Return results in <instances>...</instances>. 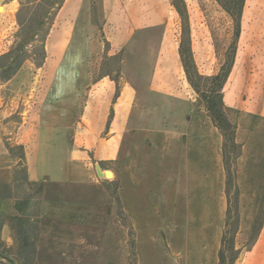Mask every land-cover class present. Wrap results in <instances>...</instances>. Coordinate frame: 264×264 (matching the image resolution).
<instances>
[{
	"label": "crops",
	"instance_id": "crops-1",
	"mask_svg": "<svg viewBox=\"0 0 264 264\" xmlns=\"http://www.w3.org/2000/svg\"><path fill=\"white\" fill-rule=\"evenodd\" d=\"M6 6L16 11L19 0ZM176 11L172 0H65L46 40V60L60 70L91 64L94 53L121 51L119 95L106 75L86 91H44L23 88L17 73L0 84V118L18 108L31 112L14 136L25 148L29 181L92 187L100 178L98 164L119 180L123 209L139 236V225L147 226L143 233L150 236L154 226H168L171 245L185 264H218L229 209L224 136L206 110L193 109L191 89L183 84L180 43L172 32ZM91 20L90 31L101 33V41L84 37ZM244 27L224 87L227 115L241 145L235 242L241 248L262 213L259 233L243 249L241 264H264V24ZM83 49L90 57L78 56ZM81 97L86 98L84 123L75 128L84 131L68 146L60 138L73 129ZM8 155L0 138V191L12 185L16 162ZM118 163L117 172L112 166Z\"/></svg>",
	"mask_w": 264,
	"mask_h": 264
},
{
	"label": "rangeland",
	"instance_id": "rangeland-1",
	"mask_svg": "<svg viewBox=\"0 0 264 264\" xmlns=\"http://www.w3.org/2000/svg\"><path fill=\"white\" fill-rule=\"evenodd\" d=\"M10 1L4 0L1 4L5 10L0 11V55L11 48L19 30L17 13L20 2L19 8L11 11L6 6ZM185 2L190 24L191 50L196 66L192 70L191 78L203 90H207L211 83L200 76L217 74L230 60L236 32V17L227 11L223 0H185ZM91 21L92 25L84 26V37L88 41L91 39L101 41V33L90 31L95 27V21ZM253 23L264 24V0L245 1L241 29L245 28L246 24ZM183 25V20L176 11L172 20V32L179 43L186 37ZM99 27L101 28L100 25ZM32 50V47H28V54L31 57L18 72L22 87L28 90L77 89L86 91L104 75L113 79L116 84L124 83L121 78L123 61L121 51L115 55H109L107 51L98 55L94 53L91 64L67 65L57 70L58 66L51 65L47 60L43 66L37 67L35 65L37 57ZM90 55L85 49L78 53V56L83 58L90 57ZM184 80L186 82L183 84L191 89L193 109L207 111L203 99L190 84L186 73ZM183 84L179 85L182 89ZM80 99L79 109L74 108L73 110L71 122L73 129L66 137L60 138L62 141L65 139L68 146L74 147L77 131L80 135L84 131L75 128L84 123L86 98L81 97ZM225 111L227 113L226 105ZM30 113L28 108L27 110L18 108L7 117L0 118V138L5 145L7 142L13 146L17 144L14 136ZM35 113L34 116L39 120L41 113L38 111ZM226 152L225 168L230 170L231 176L228 188L231 201L228 213V236L233 237L239 230L240 212L239 208L236 209L234 201L237 189L238 150L231 146L230 140L227 141ZM19 156L18 147H15L14 155L9 152V159L16 162L12 169V185L0 191V264H27L19 259L17 241L9 219L19 214L15 208L16 202L24 207L28 216L39 220L36 259L33 264H129L128 228L122 224L119 212H122V216L127 218L129 227L134 230L138 264H185L182 256H179L171 245L170 233L168 235L169 231H166L169 229L168 226H154V232L150 236L148 233H143L147 226L139 225L138 228L141 230L139 236L137 226L133 224L130 216L123 209L120 182L114 176L113 178L95 179L93 183H90L95 184L92 187L72 183L45 186L43 183L44 188L41 193L36 187L39 183L29 184L22 166H17ZM112 167L117 172L119 171V163ZM262 216L260 213L250 237L243 242L241 248L235 244L236 249L240 250L239 260L235 264L242 263L243 249H248L258 235ZM226 253L231 256L230 251L227 250Z\"/></svg>",
	"mask_w": 264,
	"mask_h": 264
},
{
	"label": "trees",
	"instance_id": "trees-1",
	"mask_svg": "<svg viewBox=\"0 0 264 264\" xmlns=\"http://www.w3.org/2000/svg\"><path fill=\"white\" fill-rule=\"evenodd\" d=\"M245 1L246 0H223V4L227 11L232 16L236 17V32L232 55L228 63L224 64L221 71L217 74L213 76H200L211 83V86L207 90H203L201 86L191 78L192 70L196 66L191 50L190 24L186 2L185 0H172L174 7L183 20V32L186 35L185 40H182L179 46L183 67L190 84L203 99L208 115L213 124L219 128L224 136L223 152L225 161L227 160L226 144L228 140H230L232 147L237 148V157L241 152V145L237 143L235 138L236 124L229 119L225 111L224 87L235 63L238 41L241 33V18ZM19 2L20 8L17 13L19 30L15 35V42L7 52L0 55V83H4L12 79L23 67L24 63L30 59L31 55L28 54V47L33 48L32 53H34L37 57L35 58V65L37 67L43 66L47 57L46 40L51 28L54 25L56 16L62 8L65 0H19ZM106 48L108 50L109 44L106 45ZM119 92L120 84L117 83L115 97L119 95ZM6 147L13 155L15 154V147L19 148L20 156L17 166H22L25 178L29 184H32L33 182L29 181L27 175V161L24 146L21 144L13 146L7 142ZM226 171V191L229 196L228 188L231 182V176L230 170L226 169ZM36 187L41 193L43 192V183H39ZM234 201L236 209L238 210V188L236 189ZM15 208L19 214L11 216L9 219L12 222V228L17 241L19 259H21L23 263L33 264L36 259L39 220H35V218L28 216V214H26V210L20 203L16 202ZM230 208L231 201L229 198L228 213ZM121 213L122 212H119L121 222L128 228L129 263L138 264L134 230L132 227H129L127 218L122 216ZM228 225L227 221L221 239V247L218 252V264H235L239 258L240 250L236 249L235 245L236 235L233 237L228 236ZM227 250L231 252V256L227 255Z\"/></svg>",
	"mask_w": 264,
	"mask_h": 264
},
{
	"label": "water",
	"instance_id": "water-1",
	"mask_svg": "<svg viewBox=\"0 0 264 264\" xmlns=\"http://www.w3.org/2000/svg\"><path fill=\"white\" fill-rule=\"evenodd\" d=\"M3 1L4 0H0V7ZM96 171L99 177L113 178V174L111 171L109 170L102 171L98 164L96 165Z\"/></svg>",
	"mask_w": 264,
	"mask_h": 264
},
{
	"label": "bare ground",
	"instance_id": "bare-ground-1",
	"mask_svg": "<svg viewBox=\"0 0 264 264\" xmlns=\"http://www.w3.org/2000/svg\"><path fill=\"white\" fill-rule=\"evenodd\" d=\"M4 10H5V7L3 5H1L0 11H4Z\"/></svg>",
	"mask_w": 264,
	"mask_h": 264
}]
</instances>
